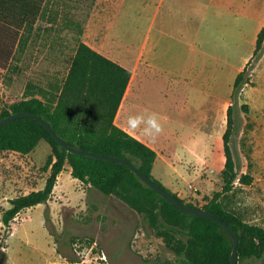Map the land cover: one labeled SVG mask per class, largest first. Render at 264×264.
Here are the masks:
<instances>
[{"label": "rangeland", "instance_id": "374dc122", "mask_svg": "<svg viewBox=\"0 0 264 264\" xmlns=\"http://www.w3.org/2000/svg\"><path fill=\"white\" fill-rule=\"evenodd\" d=\"M143 1L48 0L42 20L26 32L8 68H0V113L39 87L63 86L81 40L110 59L127 47L128 68L138 72L131 83L136 101L171 116L169 125L178 130L172 148L163 150L172 163L155 178L203 208L224 186L227 112L235 78L246 67L250 80L235 101L232 145L240 173L252 182H237L219 201L244 222L264 227V49L254 56L264 0ZM140 46L150 47V58L169 76L142 75ZM161 127L160 135L167 123ZM51 154L46 141L29 154L0 151V264H190L182 234L152 228L121 197L77 183L68 172L51 200L26 208L25 222L6 226L10 201L45 187Z\"/></svg>", "mask_w": 264, "mask_h": 264}, {"label": "trees", "instance_id": "16d2710c", "mask_svg": "<svg viewBox=\"0 0 264 264\" xmlns=\"http://www.w3.org/2000/svg\"><path fill=\"white\" fill-rule=\"evenodd\" d=\"M48 0H0V68L12 62L26 32H31L42 20ZM264 49V26L259 32L254 56ZM245 67L234 82L233 104L228 108V126L223 136L226 156L222 172L224 186L203 207L226 222L238 234V262L264 260V227L250 224L227 211L219 201L235 184H250L252 177L241 174L233 151V136L238 131L234 106L243 87L249 83ZM132 77L131 70L108 59L82 40L63 86L52 92L39 87L29 98L2 110L0 120L22 111L40 115L55 132L72 146L98 154L113 155L133 163L143 173L174 194L159 182L154 174L157 152L115 123V118ZM247 109V107H244ZM41 141L52 148L45 165L50 176L44 188L18 196L3 214L10 228L16 213L47 203L53 194L59 174L66 165L72 175L103 194L118 195L131 208L142 212L152 228L172 229L186 238V259L190 264H231L233 239L215 221L177 209L123 163L78 155L63 148L39 121L32 117L15 119L0 127V151L29 154ZM193 207L194 204L186 202ZM2 264H6L5 262Z\"/></svg>", "mask_w": 264, "mask_h": 264}, {"label": "crops", "instance_id": "0c3cea01", "mask_svg": "<svg viewBox=\"0 0 264 264\" xmlns=\"http://www.w3.org/2000/svg\"><path fill=\"white\" fill-rule=\"evenodd\" d=\"M98 1L102 2L104 0H98ZM158 2H154V5H156ZM143 3L147 4L146 0H144ZM145 35L146 36L148 35L150 37L151 32L150 33L146 32ZM96 51L104 55L100 50H96ZM137 52L140 54V61H142V67L140 68L142 75L151 74V72H155L157 74L169 76V73H170L169 69L159 68L155 64V62L150 58V47L149 46H140ZM137 52L135 50L132 51V53H137ZM129 54H131L130 49H127V47H125L122 53H118L117 58L111 59V60L129 69L128 61H127V58H129ZM131 72H132V77L128 85V88L126 90V93L124 95V98L122 100L121 106L116 115L115 123L122 129L127 131L129 134L133 135L134 137L138 138L142 142L146 143L148 146H150L157 152L158 156L155 161L154 169H153V174L155 176L160 171V168H165L171 165L172 161H171L170 155L164 153L163 150L165 147H168V146L169 148H172L171 145L173 144L172 141L174 140L173 134H174V137L178 136V130L173 131L171 129L169 125V123H171L173 120L171 116H162L153 109H146L147 107L144 106V103H140L136 101L138 98H137V93L135 92V89H136L135 83L134 85H131V83L133 84V77H135V74H133V72H136V74H138V72L135 69H132ZM137 80L138 78H136L135 82H137ZM139 108H141V110L137 111V109ZM163 123H167V128H166L165 133H162L160 135V130L162 129L161 126ZM160 137L163 138L162 142H160L159 140ZM176 156H178L177 158L178 160L180 161L183 160V157H181L179 153ZM65 172H68V175L73 176L72 168L69 165L68 166L66 165L64 170L58 176V181L54 188L51 198L56 195L57 189L60 188V186H62L61 185L62 177ZM73 180L77 183L82 184V182L77 178L73 177ZM88 187H91V186L88 185ZM171 191L173 193H177V195L181 197V194L178 193L179 192L178 189L171 190ZM58 197L61 198L62 197L61 194H58ZM33 208L35 207H30L28 209L30 210Z\"/></svg>", "mask_w": 264, "mask_h": 264}, {"label": "water", "instance_id": "95a60500", "mask_svg": "<svg viewBox=\"0 0 264 264\" xmlns=\"http://www.w3.org/2000/svg\"><path fill=\"white\" fill-rule=\"evenodd\" d=\"M24 117H32L35 120L39 121L48 131L51 132V134L56 138V140L59 142V144L65 148L67 151L78 154V155H84L104 160H109L117 163H123L130 167L132 171H134L137 176L145 182L148 186H150L152 189H154L161 197L165 198L167 201H169L173 206H175L177 209L193 214L196 216L204 217L207 219H210L212 221H215L218 223L221 227H223L227 233L230 234V236L233 239V249H232V255H231V264H239L238 259V245H239V237L238 234L231 228L230 225H228L226 222L222 221L220 218L216 217L214 214L209 212L207 209L193 207L189 204L184 203L181 201L178 197H176L174 194L169 192L167 189L162 187L159 183H157L155 180L150 178L148 175L143 173L138 167H136L133 163L125 160L124 158L113 156V155H105V154H98L91 151H87L84 149H80L78 147L72 146L67 141H65L63 138H61L55 130L52 128L50 123L46 121L43 117H41L38 114H35L30 111H22L19 113H13L3 119L0 120V127L6 125L7 123L18 119V118H24Z\"/></svg>", "mask_w": 264, "mask_h": 264}, {"label": "built area", "instance_id": "2783aa9c", "mask_svg": "<svg viewBox=\"0 0 264 264\" xmlns=\"http://www.w3.org/2000/svg\"><path fill=\"white\" fill-rule=\"evenodd\" d=\"M24 210L25 209L17 212L15 217L12 219V221L14 220V221L19 222V223L25 222L28 218L24 216V213H23Z\"/></svg>", "mask_w": 264, "mask_h": 264}]
</instances>
